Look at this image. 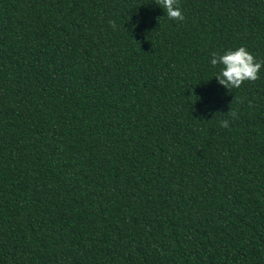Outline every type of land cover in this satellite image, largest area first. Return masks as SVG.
I'll list each match as a JSON object with an SVG mask.
<instances>
[{
  "label": "trees",
  "instance_id": "trees-1",
  "mask_svg": "<svg viewBox=\"0 0 264 264\" xmlns=\"http://www.w3.org/2000/svg\"><path fill=\"white\" fill-rule=\"evenodd\" d=\"M178 5L0 0V264H264V0Z\"/></svg>",
  "mask_w": 264,
  "mask_h": 264
},
{
  "label": "clouds",
  "instance_id": "clouds-1",
  "mask_svg": "<svg viewBox=\"0 0 264 264\" xmlns=\"http://www.w3.org/2000/svg\"><path fill=\"white\" fill-rule=\"evenodd\" d=\"M171 20L183 21L184 15L178 5V0H156ZM112 27H115L114 21H109ZM211 65H220L221 69L216 73V80L219 85L225 87L229 91L239 88L245 81H256L259 79V72L264 61H257L253 54L244 46H239L234 50H226L223 54L213 52L211 54ZM232 117L236 116V111L228 112ZM221 127H229V121L221 122Z\"/></svg>",
  "mask_w": 264,
  "mask_h": 264
}]
</instances>
